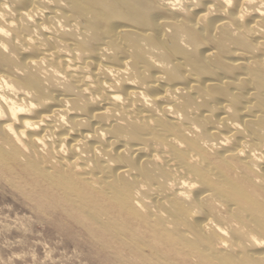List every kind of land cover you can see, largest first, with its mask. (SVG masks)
<instances>
[{
    "label": "bare ground",
    "instance_id": "6f19581e",
    "mask_svg": "<svg viewBox=\"0 0 264 264\" xmlns=\"http://www.w3.org/2000/svg\"><path fill=\"white\" fill-rule=\"evenodd\" d=\"M4 180L103 264H264V0H0Z\"/></svg>",
    "mask_w": 264,
    "mask_h": 264
},
{
    "label": "rangeland",
    "instance_id": "374dc122",
    "mask_svg": "<svg viewBox=\"0 0 264 264\" xmlns=\"http://www.w3.org/2000/svg\"><path fill=\"white\" fill-rule=\"evenodd\" d=\"M29 205L14 183L0 181V264H103L65 217Z\"/></svg>",
    "mask_w": 264,
    "mask_h": 264
}]
</instances>
